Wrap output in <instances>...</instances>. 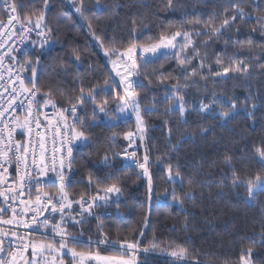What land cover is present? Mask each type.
<instances>
[{
  "label": "trees",
  "instance_id": "1",
  "mask_svg": "<svg viewBox=\"0 0 264 264\" xmlns=\"http://www.w3.org/2000/svg\"><path fill=\"white\" fill-rule=\"evenodd\" d=\"M7 2L20 20L37 25L39 19L57 44L45 52L33 40L19 55L40 103L57 110L79 106L75 129L87 139L77 140L74 172L64 193L72 201L90 194L101 199L96 216L73 208V220L57 225L53 205L60 194L54 187L40 191L54 199L36 228L43 234L32 236L31 242L120 257V243L131 241L138 245L135 264H264V189L249 200L246 187L257 174L264 177V0ZM4 17L0 2V21ZM225 20L229 23L215 34L212 29ZM177 32L189 33L195 48H185L187 41L179 36L170 52L146 61L133 57L141 66L128 79L139 86L128 90L138 93L141 131L136 117H120L125 103L119 99L122 87H116L117 68L131 64L120 53L134 44L143 48L160 43L161 35L169 39ZM114 50L116 54H108ZM182 53L190 58L186 64L178 60ZM240 61L249 65L248 71H231ZM224 68L230 71L225 74ZM92 89L95 101L87 98ZM214 99L222 102L212 104ZM201 103L212 104L211 110L198 111ZM233 103L232 116L221 119L218 113ZM133 132L143 137L138 148L142 159L148 157L147 176L123 167L119 157ZM113 185L120 191L108 192ZM189 191L192 195L185 197ZM61 234L75 239L62 240ZM101 239L109 243H98ZM181 248L186 256L171 255ZM44 252L67 264L74 259L69 253Z\"/></svg>",
  "mask_w": 264,
  "mask_h": 264
},
{
  "label": "built area",
  "instance_id": "2",
  "mask_svg": "<svg viewBox=\"0 0 264 264\" xmlns=\"http://www.w3.org/2000/svg\"><path fill=\"white\" fill-rule=\"evenodd\" d=\"M0 2L5 12L4 19L0 21V112L4 113L0 117V152L6 154L0 158V219L15 214L16 220L15 224L10 223L11 221L0 222V259L4 264H16L18 257L34 249L31 237L43 234L36 228L47 213L50 203L43 198L45 193L40 191L47 187L58 190L60 198L54 202V211L59 214L57 225L63 224L66 218L70 220L73 208H77L80 213L96 216L101 199L95 194L82 197L85 201L82 210L78 203L82 198L72 201L66 197L64 190L61 192V175L64 177V186L72 178V159L77 145V140L68 142V131L71 127L65 131V125L76 126L79 106L73 104L64 110H57L40 103L39 93L31 85L30 73L19 55L25 52L29 42L33 40L45 52L55 49L57 44L50 40L40 26L37 27L30 20H20L16 12L11 11V3L7 2L8 6L5 7V2ZM10 17L15 23H10ZM25 28L30 30L25 32ZM30 92H35L36 95L33 97L29 95ZM73 106L77 109L75 116L71 111ZM126 140L128 144L119 154L122 166L133 168L140 175L146 176L139 167L145 163V157L142 159L140 156L136 134H127ZM41 143L43 148L40 147ZM18 145H24L27 153L24 147L18 152ZM69 147L72 149L70 156ZM17 157L20 158L19 161ZM33 158L39 168L33 166ZM38 196L42 198L39 202ZM94 198L95 205L89 210L88 205L92 204ZM42 204L47 207H41ZM61 204L65 206L63 212L60 210ZM50 251L69 254L73 252L62 248H52ZM137 253L136 250L135 255Z\"/></svg>",
  "mask_w": 264,
  "mask_h": 264
},
{
  "label": "snow or ice",
  "instance_id": "3",
  "mask_svg": "<svg viewBox=\"0 0 264 264\" xmlns=\"http://www.w3.org/2000/svg\"><path fill=\"white\" fill-rule=\"evenodd\" d=\"M169 3L171 4V0H169ZM7 0H5V7H7ZM234 8H236L237 6L236 5H233ZM16 8L15 6H12L11 8V11L12 12H15ZM77 11H81V8H78ZM242 12V10H240ZM234 19V18H233ZM10 23H15V20L13 18L10 17ZM229 23L228 20H225L223 22V24L220 26V27H217V28H213L212 31L215 33V34H219L221 29L226 26L227 24ZM37 27H39V19L37 20ZM30 29L28 28H25L24 31L27 32L29 31ZM133 31H135V29H133ZM200 34V33H198ZM179 36H183L185 38V40L187 41L186 45L184 46L185 48H187L188 46H191L193 49L195 48V45L193 43V41L189 38L190 37V34L189 33H181V32H177L174 34V36L171 38V39H167L165 38L163 35H161L160 37V43H156V44H152L150 46H145L143 48H137V46L134 44L132 45L131 47L128 48L127 50V56H128V59L131 60V64L129 66L126 67L125 69V74L121 77V82H120V85H116V87H121V86H124L126 85L127 86V89H132L134 87V85L136 87H138L139 85L138 84H135V81L134 80H130L128 79V77H131L133 76V73L135 72H138L139 70V67L141 66L140 64L137 63V60L136 59H133V53H136L137 56H142L143 57V60L146 61L147 60V53H151L153 54L154 56L158 53V50L160 48H168V47H174V41L176 39V37H179ZM109 55H112V54H116L115 53V50L112 52V53H108ZM182 55H184L182 53ZM124 56L125 54L124 53H120V59L123 60L124 59ZM77 59H79V57L77 56ZM189 57L187 55H184V58L183 59H180V57L178 56V60L181 64H186L188 61H189ZM217 63L220 64L221 61L219 59H217ZM201 67H203V65H201ZM249 69V65L247 64H244L243 61H240L237 65L236 68L234 69H231V71H240V72H247ZM224 73L227 74L230 69L229 68H224ZM193 75L195 74V72L192 73ZM117 75H120V73L118 72ZM217 75H220L219 73ZM35 87V85H33ZM175 88V86H174ZM27 91V90H26ZM105 91H107V89H105ZM95 92L96 90L95 89H92V90H89V93H88V97L87 98H90L92 99L93 101H95ZM29 95L31 96H35L36 93L35 92H30ZM138 96V93H136L135 91H127L126 90V96H119V99L125 103V107H128L129 106V102H131L132 106L135 108L136 112H137V121H138V126L140 127V130L141 131H144V128H143V121L139 115V108L138 106H136V97ZM85 99V96H84V89L82 88L81 89V95L79 97V101L82 103L83 100ZM181 100V103L179 104V112L181 114V116L183 117V115L185 114L186 112V108L184 107V104H183V98L181 97L180 98ZM217 102H222V101H219L217 99H214L212 101V104H215ZM106 101L104 102V105L100 106L99 108V111L101 113L105 112L106 108H105V105H106ZM212 104H203L201 103L200 105V108L198 109V111L200 112H207V111H210L211 110V107H212ZM236 104L233 103L231 105V107L227 110V111H220L218 113L219 117L221 119H228L232 116L234 110L236 109ZM123 111V109H121ZM171 110V109H170ZM72 113L73 115L75 116L76 115V112H77V109H76V106H73L72 108ZM95 114V113H94ZM4 115L3 112H0V117H2ZM71 127V130H69V128ZM65 131H68V142L71 143L72 141H75V140H86L87 137L85 136L84 132L83 131H77L75 129L74 126H68L67 124L65 125ZM207 129H202L201 132H206ZM141 139H143V137H141ZM24 147L25 148V152L27 153V148L24 146V145H18L17 146V151L19 152L20 148ZM41 148L44 147V145L41 143L40 145ZM175 147V146H174ZM71 147L68 148V152H69V156L71 155ZM6 154L5 153H2L0 152V158L4 157ZM260 155L262 157H264V150H262L260 152ZM18 161H19V157H17ZM25 160L27 159V157L25 156L24 158ZM105 159H107V157H105ZM229 158L226 157L225 158V162H228ZM43 162V154L41 155V163ZM148 162V157L145 156V163L144 164H140L139 167L142 168L144 170V174L147 176L148 175V168L146 167V164ZM32 164L33 166H35L36 168H39V165L37 164L35 158H33L32 160ZM55 170V169H53ZM63 170V161H61V172ZM176 175H179V172L176 173ZM169 178L172 179L173 176H172V172H171V168L169 167ZM61 179V192H63V187H64V177L63 175H61L60 177ZM21 180L23 181V177L21 178ZM238 181V178L235 177V174H234V180H233V183H237ZM149 184H150V188H151V180H149ZM246 187H247V192H248V198L249 200H251L254 196V194L261 190V189H264V177H262L260 174H257L255 176L254 179H249L247 182H246ZM108 192H119L120 189L117 188L115 185H113L112 187L108 188L107 189ZM192 195L191 191L189 192H186L184 194L185 197H190ZM45 199H48L49 200V203L51 204L52 203V199H54V197H52V194L51 193H46L45 196L43 197ZM62 199H66V197H61ZM174 199H177L179 200L180 197H177L174 195L173 197ZM42 198L41 197H37V202H39ZM78 203L81 205V208L82 210L84 209V206H85V201L83 200V198L78 201ZM95 205V198L93 199V202L92 204H89L88 205V208L89 210ZM70 206V204H69ZM41 207H47L46 205H41ZM53 210H55V205H53ZM60 210L61 212H63L65 210V206L63 204L60 205ZM83 214V212H82ZM63 222V221H62ZM77 223H82V220L81 221H76ZM61 237H62V240L63 239H75L74 237H65L63 234H61ZM261 238H262V241H264V233L261 234ZM89 243H91V241H89ZM98 243L100 244H107L109 243L106 239H101ZM125 245H126V248H125ZM47 247L51 250L52 249V245H47ZM61 247L63 248L64 245L61 244ZM112 247L115 248L116 247V244L115 243H112ZM138 248V245L137 243L135 242H131V241H124V242H121L120 243V250H121V256L119 258H116V257H100V256H97L96 259L98 260H104V261H116V264H135V252ZM148 249H145V251H147ZM249 254H251V249H249ZM72 255L73 257H76V256H81L83 257L85 254L84 253H77L73 250L72 252ZM125 255H129L130 258L128 259H125L124 256ZM171 255L175 256V257H183V256H186L187 255V250L186 249H179V251H173L171 253ZM241 259L243 260L244 257L242 256ZM0 264H4V261L2 259H0ZM245 264H247V262L245 261Z\"/></svg>",
  "mask_w": 264,
  "mask_h": 264
},
{
  "label": "rangeland",
  "instance_id": "4",
  "mask_svg": "<svg viewBox=\"0 0 264 264\" xmlns=\"http://www.w3.org/2000/svg\"><path fill=\"white\" fill-rule=\"evenodd\" d=\"M169 39H171V38H169ZM172 48L173 47H168V48H163L162 47V48H160L158 50V53L155 56H157L160 53L170 52ZM124 54H125V56H127V51ZM145 55H147V57H148L147 60L149 58H151V57H154V55L151 54V53H147ZM135 56H137V54L133 53V57H135ZM125 69L126 68H123L121 70L120 68L119 69L117 68V70L120 73L119 77H116L117 80H119V81H117L119 83V85H120V82H121V77L125 74ZM113 72L116 73V70H113ZM121 87H122L124 96H126V90L129 91L127 89V86L124 85V86H121ZM134 111H135V113H133ZM128 115L129 116H134V117L137 118L136 110L132 106V104L131 105L129 104L128 107L124 106L123 111L121 110V112H120V117H124V116H128ZM137 123H138V121H137ZM135 134H136V138H137V141H138L140 136H138L137 133H135ZM14 215L15 214H12L9 217L3 216V217H1L0 222L8 223V222L11 221L10 223L15 224L16 220L14 218ZM70 220H73V219L70 218ZM47 225H49V224H47ZM33 244L35 245L34 249H32V250L30 249L29 251L24 253L21 257H18L16 264H18V263H20V262H22L23 260H26V259L28 260L27 264H67V261L62 259L61 257H57L56 255H48V253L44 252V251H47L46 250V248H48L47 245H45V244H37V243H33ZM97 256L98 255H96V254L95 255L92 254V256L85 254L83 257L79 256L78 260H76V257H74L73 262L71 264H116V261L98 260V259H96ZM100 257H113V256L100 255ZM116 258H119V257H116ZM124 258L128 259L126 257H124ZM248 263L249 262H247V264Z\"/></svg>",
  "mask_w": 264,
  "mask_h": 264
},
{
  "label": "water",
  "instance_id": "5",
  "mask_svg": "<svg viewBox=\"0 0 264 264\" xmlns=\"http://www.w3.org/2000/svg\"><path fill=\"white\" fill-rule=\"evenodd\" d=\"M23 264H27V262H24Z\"/></svg>",
  "mask_w": 264,
  "mask_h": 264
}]
</instances>
